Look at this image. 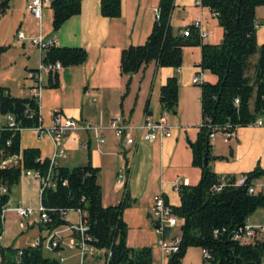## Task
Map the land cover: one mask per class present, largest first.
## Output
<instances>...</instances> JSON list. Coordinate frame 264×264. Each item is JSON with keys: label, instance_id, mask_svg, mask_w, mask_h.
Segmentation results:
<instances>
[{"label": "trees", "instance_id": "1", "mask_svg": "<svg viewBox=\"0 0 264 264\" xmlns=\"http://www.w3.org/2000/svg\"><path fill=\"white\" fill-rule=\"evenodd\" d=\"M9 0H0V16L8 7ZM199 6L213 14L221 28L217 43H202L192 24L185 25L187 35L172 30L169 16L173 0H157L158 18L154 19L144 41L129 44L119 54V73L126 75L127 89L131 74L144 64L153 61L156 66L179 67L182 48L199 45L197 63L206 69L213 80L200 85V123L195 139L187 141L191 151V165L199 169V178L193 184H178L176 191L179 204L172 212L182 218L177 249L165 256L164 264H181L188 247L205 248L207 257L202 264H260L264 257V239L242 242L234 238L244 220L257 208L264 207V195L256 190L248 193L252 180L264 176V166L256 165L245 172L242 184H234V175L227 174V183L218 191L210 186L218 174L209 164L203 165L205 144L213 128L229 125L231 128L246 126L264 116V43L256 42L255 7L264 0H198ZM51 29L55 31L68 17L80 10V0H50ZM99 12L105 17L120 14V0H99ZM8 45L0 44V55ZM254 57V61L251 58ZM86 58V50L80 46H50L42 54V62L59 61L62 67L77 65ZM49 86H57L48 78ZM177 76L167 77L160 86L158 102L161 111L173 113L177 104ZM237 99L235 103L234 100ZM38 106L29 96L11 95L0 86V114H11L14 125L29 128L37 125ZM20 131L0 124V182L7 191L0 194L1 210L10 197L11 189L21 176L22 170H47L46 157H40L36 147L19 146ZM19 153L15 164L1 166L12 154ZM208 155V154H207ZM97 168L91 166L87 154L82 165L55 166L50 174L53 183L42 189L40 204L46 209L48 219L38 223L46 232L65 223L59 217L61 209L78 208L83 214L89 236L85 242L95 248L109 250L104 264H151L149 246L129 247L125 243L126 225L121 210L127 204H101V190L96 181ZM166 230V229H165ZM40 238L43 236L39 235ZM0 264H63L44 252L41 246L0 245Z\"/></svg>", "mask_w": 264, "mask_h": 264}, {"label": "crops", "instance_id": "2", "mask_svg": "<svg viewBox=\"0 0 264 264\" xmlns=\"http://www.w3.org/2000/svg\"><path fill=\"white\" fill-rule=\"evenodd\" d=\"M26 1L11 0L12 11L18 8L17 16H11L12 11L8 9V4L2 14V21L6 16H10L12 21L18 18L16 32L21 30L26 36H30L36 33L37 22L25 13ZM156 5L157 0H120L119 16L105 17L99 12V0H80L79 12L65 19L55 31L51 29V8L49 4L43 6L40 14L42 34L52 36L55 46L83 47L86 50V58L80 64L62 67L57 74L55 87L49 86L48 79L45 78L43 87L51 88L45 90L44 96L41 91L39 111L41 108L48 115L45 122L40 116L42 127L50 126L49 112L57 108L80 121L91 120L100 124H107L110 118L117 114L126 116L132 122L139 121L144 112L156 117L161 111L158 102L159 88L167 77L176 74L177 104L175 111L168 113V120L172 125L170 136L150 142L138 141L133 146L124 147L110 130H104V141L98 143L89 131L76 129L63 140L67 150L66 158L57 161V165L68 167L82 165L88 154L91 166L97 168L96 181L101 190V204L107 206L121 201L127 203L121 210V219L126 225V245L133 248L152 245V238L145 232L152 233L156 242L152 255L154 262L164 264L165 256L157 245V234L152 228L148 207L152 196L157 193L163 194L171 206L178 205L179 196L174 188L175 184H193L199 178V169L190 163L191 151L187 141L195 139L201 119L200 87L190 83V77L200 59V47L184 46L181 65L176 68L156 66L153 61L144 64L131 74L125 89L126 75L120 74L118 69L120 51L129 44H140L144 41L154 20L153 9ZM195 18L200 19L201 26L210 34L201 42L217 43L208 41L215 29L211 21L216 22L206 9L195 5L194 0H173L169 16L173 31L180 32ZM255 19L256 42L264 43V5L255 7ZM24 41L26 40L18 43V46L23 48ZM24 48V64H28L27 69L34 68L40 61V55L32 45ZM251 61H254V57ZM213 79L207 72L205 81ZM30 85L31 81L22 83L19 92L26 93L15 96H29ZM7 90L14 95L10 87H7ZM93 97L95 100H92ZM208 143L207 163L216 174L237 176L256 165L261 168L264 166V126H238L235 128L234 137L227 142L217 135ZM19 146L36 147L41 157H48L50 154V141L46 135L40 139L34 138L33 142L26 146L20 143L19 136ZM119 172L126 174L123 187L114 183ZM263 179L264 176L254 181L259 183ZM39 195L36 179L20 176L17 186L11 189L10 200L12 203L35 207L39 203ZM70 212L75 215L74 219L69 216ZM76 218L75 212L68 211L65 220L74 222ZM248 222L256 229L255 239H264V230L261 229V226H264V207L255 209L248 216ZM34 225H37V236L47 233L40 229L35 218L27 222L30 229H33ZM131 229L141 233L130 237L128 231ZM178 233V227L164 231V235L169 237ZM19 246L22 245L16 247ZM44 252L53 256L50 252ZM61 253L65 257L63 264H76L77 256L74 250L63 248ZM85 264H103L101 254L87 256ZM181 264H202L200 248L188 247ZM260 264H264V257Z\"/></svg>", "mask_w": 264, "mask_h": 264}, {"label": "built area", "instance_id": "3", "mask_svg": "<svg viewBox=\"0 0 264 264\" xmlns=\"http://www.w3.org/2000/svg\"><path fill=\"white\" fill-rule=\"evenodd\" d=\"M49 3L50 0H27L24 4V11L36 20L37 31L35 34L30 36H26L21 30H18L15 34L19 44L23 40H28L29 43L37 49L40 55V61L38 64L34 68H30L25 71L26 78L31 81V85L28 87L29 97L33 98L38 106L37 112L39 123L33 127L22 128L14 125L11 114L4 115V123L7 127L17 129L18 131L30 129L36 133L37 138L40 139L43 135H46L50 141V154L46 157L48 161L46 172L44 174H40L37 170L33 169L21 171V176H30L36 179L39 194L43 188L53 185L50 179L51 171L55 166H57V161L59 159H64L67 156V150L63 144V140L76 129L89 131L96 138L98 143H102L104 141V130H110L113 136L117 138L124 147L133 146L138 141L150 142L161 137H168L170 136V131L172 129V125L168 120V112L164 110L160 111L156 117H152L150 113L144 112L141 119L137 122L130 121L122 114H117L110 118L107 124L94 123L91 120L80 121L66 115L61 110H52L50 113V126L42 127L40 124L41 118L39 113V98L41 96L44 80L45 78H49L51 82H54L55 75H57L62 69V65L59 61H41V57L45 49L50 46H55L54 38L52 36L43 35L40 29L41 8ZM194 4L199 6L198 0H194ZM153 13L154 19L158 18L157 7L153 9ZM191 24L196 29L201 40L209 37V32L204 30L201 26L199 18L193 19ZM181 33L183 35H187V30H182ZM207 72L208 71L206 69L197 66L195 72L190 77V83L200 87V85L205 81ZM84 94L86 95L87 92H84ZM92 100H95V98L93 97ZM234 102L236 103L237 99H235ZM251 124L264 126V121L262 118L258 117ZM217 135H219L224 142H227L230 138L234 137L235 129L231 128L229 125H225L222 128H213V130L208 134L209 141L213 140ZM18 159L19 153L12 154L1 162V166L15 164ZM125 177V173H117L114 180L115 185L123 187ZM245 179L246 175L241 173L235 176L233 183L242 184ZM226 181L227 174H218L217 181L211 184L210 190L215 192L218 191L227 183ZM251 182L252 184L247 187V192L254 193L258 190L264 195V179L259 183H255L254 180ZM176 186L177 185L175 184V189ZM6 191L7 188L5 184L0 182V194L6 193ZM171 207L172 206L165 200L163 194L161 193H157L152 196L151 204L148 207V213L152 220V228L157 234V245L164 256L174 252L177 249L179 241L178 234L171 237L164 235L165 229L176 228L182 221V218L172 212ZM6 210L14 212L18 218V226L20 228H24L22 220L31 218L35 213L38 216V223H44L48 219L46 209L40 204V202L37 206L32 207L20 203H12L9 197L1 210L0 233L3 213ZM68 211L75 212L77 218L74 222L65 220ZM59 217L64 220L65 223L45 233L42 238H40V236L35 237L31 245L41 246L44 251L52 253L60 263H64L65 261V257L61 253V250L65 248L75 251L77 256L76 264H85L87 256L99 253L101 254L102 262L104 264L110 254V251L95 248L85 242V239H89V236L84 234L86 226L80 209H61L59 211ZM261 229L264 230V226H261ZM255 235L256 229L253 225L249 224L247 217L238 233L234 235V238L243 242L245 239L253 240ZM200 254L202 260H205L208 255L205 248H200Z\"/></svg>", "mask_w": 264, "mask_h": 264}, {"label": "rangeland", "instance_id": "4", "mask_svg": "<svg viewBox=\"0 0 264 264\" xmlns=\"http://www.w3.org/2000/svg\"><path fill=\"white\" fill-rule=\"evenodd\" d=\"M9 7L8 9L10 11L13 10L11 0L9 1ZM157 7V6H156ZM17 10L16 8L14 11H12V15L17 16ZM8 13V12H7ZM6 13V14H7ZM3 16H0V44L2 45H8V47L1 53L0 55V86L3 87H10V91L14 95H19V93H26V92H19V87H21V84H26L27 82H30L25 76V71L27 69L28 64H24V58H25V52L26 47H29L31 44L28 40L24 41V46L19 47L18 41L15 37L16 34V25L18 22V18H15V20L10 16H6V18L2 21ZM212 24L215 26L214 33L212 37L208 38V41L211 42H219L221 39V28L214 23V21H211ZM15 23V26H13ZM27 66V67H26ZM51 87H42V95L44 96L45 90ZM42 96V97H43ZM53 110H60V109H53ZM62 111V110H61ZM52 110L49 112V116ZM63 112V111H62ZM40 116L43 117L44 122L47 118V113L44 110H41L40 108ZM64 113V112H63ZM171 114V113H170ZM5 117L0 114V124L4 123ZM46 127V126H44ZM37 138L35 137V132L30 131L28 129H24L20 131V143L24 146L30 144L33 142V139ZM17 186V184H16ZM69 216L75 217V215L70 212ZM32 218H35L37 221V214L35 213L31 218L22 220L24 224V228H20L18 226V218L14 214L13 211L6 210L3 213V220L1 223V233H0V244L1 245H12V246H18V245H27L31 244L34 240V238L37 236V225H34L33 229H30L27 227V222L32 220ZM130 237H136L138 232L135 229H131L128 231ZM144 233V231L142 232ZM147 236H150L152 238V245L149 244V247L151 249V264H155V260L153 255V250L155 249L156 242L155 236L152 233L145 232Z\"/></svg>", "mask_w": 264, "mask_h": 264}, {"label": "water", "instance_id": "5", "mask_svg": "<svg viewBox=\"0 0 264 264\" xmlns=\"http://www.w3.org/2000/svg\"><path fill=\"white\" fill-rule=\"evenodd\" d=\"M208 144H205V149H204V154H203V165L207 164V160H208Z\"/></svg>", "mask_w": 264, "mask_h": 264}]
</instances>
